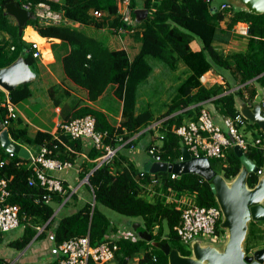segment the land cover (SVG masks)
<instances>
[{
  "label": "trees",
  "instance_id": "trees-1",
  "mask_svg": "<svg viewBox=\"0 0 264 264\" xmlns=\"http://www.w3.org/2000/svg\"><path fill=\"white\" fill-rule=\"evenodd\" d=\"M10 1L12 0H0V34L3 35L0 37V67L9 65L22 53H26L25 60L30 66L36 60L31 55L30 43L24 41L22 35H18L15 20L3 13L5 4ZM18 2L21 6L29 5V10L33 12L25 27L31 26L42 37L59 39L58 44L51 45L54 57L61 64L65 79L83 89L90 102H95L109 84L113 85V95L122 103L118 125L111 124L104 112L88 104L75 107L65 117V121L86 115L94 117L96 130L105 133V147L116 149L125 139L137 135L123 144V147L133 146L134 140H140L146 132L152 134V128L148 127L152 122L161 121L155 124L160 131L161 144L151 143L147 149L154 145L161 161L173 163L179 160L183 143L173 133L172 126L181 125L186 120H196L201 104L209 101L221 116H234L239 112L235 105V96L242 101L253 102L257 89L264 87V13L255 14L243 8H233L231 5L224 10H219L218 7L212 9V0H144L142 6L148 13L144 19L134 23L135 5L131 0L133 21L129 26H139L138 32L131 27V33L140 46L130 59L125 49H109L72 25L78 23L95 28H103L105 25L114 28L122 25L117 12V0ZM39 2H46L54 11L63 12L72 24L46 25L40 22L34 14ZM94 10L100 12L101 16L94 17L91 13ZM110 17L112 21L109 20ZM223 20L224 27L220 24ZM237 23H245L248 26L246 44L240 50L225 52L223 46L240 37L233 32ZM194 40L200 44L199 50L191 48L190 44ZM147 56L160 59L172 70H176L180 62L189 69V74L178 86V94L168 106V110L156 119H152V114L148 111L135 112L137 87L152 72V66L146 60ZM209 69L223 78V85L212 84L206 87L200 83L199 77ZM235 87L238 89L230 91ZM243 91L247 93V98L243 96ZM8 94L10 99L17 103L29 97L31 89L28 84H20ZM192 110L196 112L192 113ZM261 111L264 115V110ZM0 112V118H3L4 108L1 107ZM252 125L258 126L256 123ZM8 130L11 138L20 145H33L38 148L40 145H46L53 149L57 158L74 165L78 160L77 154L85 150L81 139L72 140L61 133H57L58 140L49 132L39 130L29 136L27 124L20 117L10 122ZM259 133L264 137L261 130ZM66 146L73 151L68 150ZM104 154L105 149L93 146L86 149V156L92 161H83L80 164L79 178L83 179L99 162L95 160ZM245 155L257 168H264V151L260 147H250ZM1 159H5V163L0 167V178L8 180V202L19 206V225H24L21 236L9 242L10 246L18 250L27 247L31 241L47 239L49 235V242L52 244L50 248H56V251L63 242L87 233L92 245L104 241L107 235L117 232L118 228L100 210L99 206L102 205L130 218V229L137 236L135 241L117 239V250L112 259L116 264H129V261L130 264H168V256L160 248L163 241H167L170 247L176 248L181 255H191V251L180 245L173 229L179 222L180 210L175 204L166 203L161 198L162 194H158L159 198L155 201L142 198L140 193L143 194V191L137 178L145 185L154 178L161 184L162 189L168 187L174 192L193 191L194 202L198 206L218 207L215 195L210 189V181L196 173H184L172 179L170 172L149 173L142 170L144 176L140 177L141 171L137 168L123 167L121 171L113 172L106 163H102L83 183L93 198V205L91 201H85L74 212L56 218L55 208L50 205V201L60 205L69 195L64 181L63 191L67 190L66 194L48 191L38 182L32 186L28 185L27 179L34 174L27 165L28 160L17 156L7 158V153L0 143ZM208 160L211 168L227 181L236 177L241 168L240 159L232 147L227 148L222 157ZM19 163L21 164L18 165ZM257 178L256 174L249 173L248 187H254ZM75 195L73 192L70 197ZM67 203L68 199L62 207ZM27 219L31 221V225L25 224ZM221 221L222 217L218 220L217 227L224 232ZM258 222L263 223L253 220L248 223V232L243 241L247 254L253 248L251 237L263 231L258 227ZM134 223L140 225L136 230L133 229ZM142 230L151 235L149 241L139 236L138 232ZM137 257L139 259L134 263ZM56 259L51 264H55ZM0 264L8 263L0 259Z\"/></svg>",
  "mask_w": 264,
  "mask_h": 264
},
{
  "label": "built area",
  "instance_id": "built-area-1",
  "mask_svg": "<svg viewBox=\"0 0 264 264\" xmlns=\"http://www.w3.org/2000/svg\"><path fill=\"white\" fill-rule=\"evenodd\" d=\"M130 3L131 0H117V12L124 25L114 28V31L119 33L122 31L133 32L132 29L127 28L133 21L131 18ZM23 7L29 10V5H23ZM228 7L229 5L227 3H223L218 9L224 10ZM212 9H216V7ZM91 13L97 18L101 16V13L96 10L91 11ZM34 14L39 18L40 22L46 25L71 23L63 15V12L54 11L46 2H39L35 7ZM233 32L238 35L247 36L248 26L245 23H237L233 27ZM29 43L31 45L32 57L40 60L42 52L38 43L36 41H30ZM203 77L204 76H200L202 82ZM220 79L223 78L221 77ZM236 89H238V87L230 91ZM262 90L263 96L260 106L261 109L264 110V87ZM243 96L247 98V93L245 91H243ZM1 107L4 108L5 113L3 118H0V135L4 133L9 141L15 142L9 135L8 129L10 122L16 119L18 114L16 105L10 99L9 94L5 97ZM222 117L226 131H223L222 128L213 121L212 115L205 108L199 110L196 120H188L181 125L172 126L171 129L173 133L180 138L191 157H222L227 148H233L234 146H238L244 154L250 147H260L264 151V138L262 136L256 137L254 142L250 143L244 135L239 132V127L244 125L246 121V118L240 112L231 117ZM59 131L72 140H88L93 147L105 149V154L99 157L98 161H106L117 152V149L104 146L103 138L105 137V133L96 130L95 118L90 115L62 122L59 124ZM52 136L54 139L58 140L57 134H52ZM55 147L56 145L53 146V148ZM26 148L28 150V147ZM66 148L73 151L69 146H66ZM147 151L152 157V161L162 162L160 157L156 154L157 148L154 145L149 147ZM28 152L29 158L25 160H28L27 165L34 173L27 179L28 185L32 186L38 182L48 191L65 194L63 191V180L49 175L47 171H63L72 168L73 164L69 161H62L57 158L53 153V149L46 145H40L37 154L34 156L31 154L30 150H28ZM6 153L7 158L12 159L17 156L14 152L6 151ZM19 158L24 159L22 157ZM180 159L181 156L179 157V160ZM4 163L5 159H1L0 167H2ZM20 164L21 163L18 165ZM262 171L263 168H257L254 174L258 176ZM170 175L172 179L177 177L174 173ZM143 176L144 172L141 171L140 177ZM84 182H86L85 178L83 180V183ZM152 182L157 184L156 179ZM9 197L8 180L0 178V232L9 231L19 226V206L10 204L8 202ZM220 218L221 211L218 207L198 206L193 199V203H189L180 210L179 222L173 229L182 243L193 242L194 240H198L200 236H206L208 242L212 244L218 243L225 239V232L217 227V222ZM121 238L135 241L137 236L132 230L118 229L117 232L107 235L104 241L95 245L90 243L88 233L84 236L71 238L57 247L58 253L55 264H89V262L94 264H107L114 258V253L117 250L116 241ZM138 259V257L135 258L136 261H138Z\"/></svg>",
  "mask_w": 264,
  "mask_h": 264
},
{
  "label": "rangeland",
  "instance_id": "rangeland-1",
  "mask_svg": "<svg viewBox=\"0 0 264 264\" xmlns=\"http://www.w3.org/2000/svg\"><path fill=\"white\" fill-rule=\"evenodd\" d=\"M143 1L144 0H133L136 8L142 6ZM224 1L226 3H229L233 8L240 7L237 0H212V6L217 8L220 5V3ZM79 30L84 32L86 35L95 38L96 40L101 42L104 46H107L109 49H116L124 46L125 49L127 50L130 59L133 58L134 54L138 51L140 46L139 43L138 44L136 43V40L132 34L127 35L123 31L121 33H115L107 25H105L103 28H95L90 25H82V27ZM26 36L27 39L36 40L41 45L44 43L45 40L38 37L30 27H28V29L26 30ZM0 37H3L2 34H0ZM231 45L232 46L230 48L224 46L223 48L224 51L229 52L236 50V48L242 45L241 39L236 38L231 42ZM48 59H51V57H49ZM146 60L152 66V72L150 73L148 78L143 80L141 83H139L137 87L135 112L141 113L148 111L152 114V119H156L162 116L168 110V106L178 94L177 91L178 86L189 74V69L187 68L186 65H184L181 62L176 70H172L160 59L147 56ZM30 67L32 68L33 72H36L37 70L36 72L37 75L35 79L27 83L32 91V96L30 98H23L16 103L18 114H22L26 116L34 123H39V122L44 123L46 121L50 122L48 118L50 115H53V111L51 109V107L53 108V106L46 103V101H48L47 91H46L47 86L54 85L58 89H61V85L59 83H56L57 80L67 85H70L71 87H73L74 85L64 78L61 64L59 61H57L54 65L49 66V68L53 73L52 75L49 74L46 68H41V70H38V63L36 61L31 63ZM240 100L241 99L235 96V105L238 110L240 108V102H241ZM96 103L98 106L106 110V114L108 115V119L110 120V122L116 124L117 121L115 119V115L120 114L121 101L113 95L112 84L108 85L105 92L98 98V100H96ZM250 104L252 105V103ZM203 107L211 114V110L209 106L203 104ZM57 111L60 112V108L57 109ZM195 112H196L195 110H192V113ZM212 119L217 125H219L222 128L223 131H226V128L223 124V117L219 113L216 116L212 115ZM157 122H161V121L152 122L148 126L149 128H152V134L146 132L144 137H142L138 141H135L136 150H139L141 151V153H143V150L140 145L142 140H145L147 142L149 141V139H152L155 145L161 144V140L159 138L160 131L158 130V127H155V124ZM27 128H28L29 136H32L34 134L33 127L30 124H27ZM259 130L260 129L258 126L252 125V122L247 119L244 125L239 127V132L243 134L244 137L250 143H253L254 139L260 136ZM134 136L136 138L137 135H133V137ZM130 140L131 139H129L128 141ZM27 147L30 149L31 154L33 156L37 154L38 147L33 145H27ZM126 151L127 150H123V151H119V153L117 154L115 153L114 156L107 159L106 161L103 160V163H106L113 172L121 171L123 165H125V162L131 163L134 166L131 157L126 153ZM47 172L51 173L54 176L55 175L66 176L72 181V187L69 188V195L67 197L68 203L66 204V206L62 207V204L67 198H65L60 205L54 201H50V205H52L55 208L56 218L74 212L75 210L80 208L85 201H91L92 203L93 198L89 193L87 194L85 190V185L81 183L83 179L79 178L73 180L74 176H76L74 169L63 170V171H47ZM141 183L145 185L143 182ZM153 184H148V186H150L152 190L155 191L158 189L161 190L160 189L161 187L157 189L158 183L157 184L153 183ZM73 186L74 187L77 186L75 191H73ZM73 192H75L76 195L74 197H70L71 193ZM84 195L86 197H84ZM140 196L142 198H146L149 201L156 200L155 198H152L149 195L148 196L143 195L142 192L140 193ZM262 204L264 205V201L262 202ZM99 208L107 216V218L114 226L122 230H127V229L132 230L130 229L131 228L130 221H132L130 218L122 216L116 213L115 211L110 210L102 205H100ZM25 224L31 225V221L27 219ZM258 225H259L258 227H261L263 231L258 232L251 237V244L253 246V248L251 249L252 252L255 249H259L260 247L262 248L264 246V221L263 223L258 222ZM23 228L24 225L20 224L18 227L14 229L0 232V259L2 260V262H7L8 264H51L53 258L48 252H46L47 249L43 250V252L39 256L35 254L37 251L35 250V247L38 245V242L40 240L31 241L30 244L27 247H25L26 249L24 248L22 250H18L9 245L10 241L18 239L21 236L23 232ZM38 231H40V229H38ZM224 234L226 235V233ZM198 239L202 243L208 242V238L206 236H200ZM225 239H223L218 243H213V244L219 249H221L224 245ZM179 242L180 245L185 250L188 251L192 250L191 247L192 241L188 243H182L179 240ZM31 257H33V260L30 259ZM133 262L135 263L136 260H134ZM107 264H116V263L113 260H111Z\"/></svg>",
  "mask_w": 264,
  "mask_h": 264
},
{
  "label": "water",
  "instance_id": "water-1",
  "mask_svg": "<svg viewBox=\"0 0 264 264\" xmlns=\"http://www.w3.org/2000/svg\"><path fill=\"white\" fill-rule=\"evenodd\" d=\"M239 8H243L255 14L264 13V0H237ZM230 5L229 3H227ZM3 13L11 16L18 27V35H22L26 22L32 17L33 12L25 9L18 1L12 0L5 4ZM134 23L144 19L147 9H134ZM26 53L19 55L12 63L0 67V88L10 92L20 84H27L36 77L29 64L25 60ZM263 90L257 89L254 103L249 106L247 102L240 100L239 112L252 123H256L264 135V115L260 102ZM0 143L4 151L14 152L18 157L29 158L26 147L17 142L9 141L4 133L0 135ZM233 151L241 162V168L236 177L227 181L213 170L207 157H191L185 146L181 147V159L173 163L165 161H148L143 170L149 173L170 172L177 176L184 173H196L205 180L210 181V189L215 195L217 206L221 211V226L225 229V242L221 249L214 244L202 243L199 239L191 244V255L183 256L176 248H171L167 241L160 245L161 250L168 256V264H264V247L249 252L244 251L243 241L248 232V223L264 221V169L257 177L254 187L247 185L249 173H256L257 167L242 152L238 146ZM103 162L99 161L95 167L84 177L98 168ZM93 205V203H92ZM134 223L133 229L139 227ZM141 239L149 241L151 235L145 230L138 232Z\"/></svg>",
  "mask_w": 264,
  "mask_h": 264
},
{
  "label": "crops",
  "instance_id": "crops-1",
  "mask_svg": "<svg viewBox=\"0 0 264 264\" xmlns=\"http://www.w3.org/2000/svg\"><path fill=\"white\" fill-rule=\"evenodd\" d=\"M53 1L61 2L63 0H53ZM221 3H223V2H221ZM137 8H143V6H140V7H137ZM137 8L135 7V9H137ZM109 20L112 21V17H110ZM220 24H221L222 27H224L225 26V20L221 21ZM72 25L74 27H78V28H81L82 27L78 23H74ZM122 25H124V24H122ZM119 26H120V24L118 26H116V27H119ZM27 27H30L35 32V34L38 37H40L41 39H45L44 40V43L42 45L38 41H36V40H29V39H27L26 38L27 37L26 36V30L28 28H25V31L23 33L24 36L22 35V39L24 41H26L28 43L30 41H36L38 43L39 47H41L40 48L41 49V52H42L41 59L40 60L39 59L34 60V61H36L38 63V70H41V68H46V70H48L49 74L52 75L53 73H52L51 69L49 68V66L50 65H54L57 62V60L54 57V54L52 52L51 45L53 43L54 44H58L59 43V39H57V38L42 37L31 26H27ZM116 27H114V28H116ZM131 27H133V26H128L127 28L128 29H131ZM114 28H111V30L113 32H115V33H119L117 31H114ZM133 28H135L137 32L140 29L138 25H136V27H133ZM124 33L127 34V35H131L132 34L131 32H124ZM239 36H240L239 39H241V44L242 45H240L238 48H236V50H240V49L244 48V46L246 44V37L247 36H242V35H239ZM136 43L138 44L139 42L136 41ZM190 46H191V48L193 50H199V48H200V44L198 43L197 40H194L190 44ZM224 46H227V48H230L232 45L230 43V44H227V45H224ZM116 49H125V47L122 46L121 48H116ZM126 52H127V50H126ZM49 57H51V59H48ZM36 72H37V70H36ZM36 72H35V74L37 75ZM201 76H204V77H203V82L200 80V77H199L200 83L202 85L206 86V87H209L212 84L223 85V81L224 80L223 79H220L221 76L218 75V74H215L212 71V69L207 70ZM69 82L72 83L71 81H69ZM56 83H59L61 85V89H58L54 85L47 86V88H46V91H47V100H48V101H46V103H48V104H50V105L53 106V108L51 107V109L53 111V115H50L49 118H48L50 120V122L49 121H46L44 123L43 122L34 123L33 121H31L26 116H24L22 114H18V111H17L18 117H20V118L23 117L22 118L23 121L25 123H27V124H30L33 127V133H35L38 130L39 131L49 132L50 134L61 133L59 131V124H61L62 122L65 121V117L75 107H79V106L85 105V104L91 105L92 107H94V108H96L98 110H101L102 112L105 113V115L107 116V119H108V115L106 114V110L104 108L98 106L97 103H96V101L95 102H90L87 99L86 92L83 89L77 87L74 83H72L74 85L73 87H71L70 85H67V84H65V83H63L61 81H58V80L56 81ZM7 95H8V92H6L2 88H0V108H1V105H2V103L5 100V97ZM31 96H32V91H31V95L29 97H27V98H30ZM250 103H252V105H253L254 101L253 102H247V104L249 106H252ZM203 104H205V105H207V106L210 107L211 115H213V116L218 115V112L215 109V106H214V104L212 102L209 101V102H205ZM203 104H201V108H204L203 107ZM15 105H16V103H15ZM121 106H122V103H121ZM16 107H17V105H16ZM59 108H60V112L57 111V109H59ZM0 115H1V112H0ZM115 119L117 121L116 124L110 122L109 119H108V121L111 124L118 125L119 124V121L121 120V110H120V114L119 115H115ZM186 121H188V120H186ZM134 138H135V136L134 137L132 136L129 139H134ZM128 140L125 139L124 142H123V144H125L126 141H128ZM138 140H134V142L135 141H138ZM80 141L83 143V149H85V150H82L80 152V154H77L78 155V160L75 163V165L73 164L72 168L65 169V170L74 169V171L76 173V176H74L73 180L79 179V171H81L80 170L81 169L80 164L83 161H86V162L92 161L89 158H87V156H86V149L92 147V145L90 144V141H88V140H80ZM151 143L154 144V142H153L152 139H149V141H147V142L145 140H142L141 141L140 145H141V148L143 150V153H141V151L135 149L136 148V144L135 143H134L133 146H129V147H123V144H121L119 147H117L116 148L117 149L116 154L119 153V151L127 150L126 153L131 157L132 163L134 164V166H133L131 163L125 162V165H123V167H125V168H137L139 171H142L144 165L148 161H152L151 157L149 156V154L147 152V147ZM28 150H30V149L28 148ZM123 157H124V155H123ZM95 161H98V158ZM48 174L51 175V176H54L51 173H48ZM54 177H58V178L62 179L64 181V183H65V186H66V189L67 190H69V188L72 187V181H71V179L67 178L66 176H57V175H55ZM83 180H84V178H83ZM83 180H82L81 183H83ZM153 180H154V178L151 179V182L149 184H153V182H152ZM137 182L140 183V185L142 187L143 195H145V196H148L149 195L152 198L157 199V198H159L158 197V194H162V197L161 198L164 199V201L166 203H173V204H175L176 208L179 209V210H181L184 207H186L189 203H193V199L195 197V193L193 191L174 192V191H171L168 187L166 189L160 188L161 190H159L158 188L161 187V184L159 185V183H158V186H157V189L158 190L155 191V190H152L150 188V186H148V184L143 185L138 178H137ZM76 188H77V186L76 187L73 186V191H75ZM67 190H66V192H67ZM85 190H86V192L88 194L89 192L87 191L86 186H85ZM84 197H86V196L84 195ZM40 231H41V229H40ZM50 240H51V236L49 235L47 239H42V240H40L38 242V245L35 247V250H37L35 254H37V256H39L43 252V250H46L47 249L46 252H48L52 256L53 260L57 258L56 248H50L51 245H52L49 242ZM30 259L33 260V257H31Z\"/></svg>",
  "mask_w": 264,
  "mask_h": 264
},
{
  "label": "clouds",
  "instance_id": "clouds-1",
  "mask_svg": "<svg viewBox=\"0 0 264 264\" xmlns=\"http://www.w3.org/2000/svg\"><path fill=\"white\" fill-rule=\"evenodd\" d=\"M23 35V34H22ZM9 93V92H8ZM22 146V145H21ZM225 232V231H224Z\"/></svg>",
  "mask_w": 264,
  "mask_h": 264
},
{
  "label": "flooded vegetation",
  "instance_id": "flooded-vegetation-1",
  "mask_svg": "<svg viewBox=\"0 0 264 264\" xmlns=\"http://www.w3.org/2000/svg\"><path fill=\"white\" fill-rule=\"evenodd\" d=\"M256 250V249H255Z\"/></svg>",
  "mask_w": 264,
  "mask_h": 264
}]
</instances>
